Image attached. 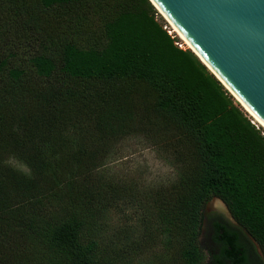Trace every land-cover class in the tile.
Returning <instances> with one entry per match:
<instances>
[{
    "label": "trees",
    "instance_id": "trees-1",
    "mask_svg": "<svg viewBox=\"0 0 264 264\" xmlns=\"http://www.w3.org/2000/svg\"><path fill=\"white\" fill-rule=\"evenodd\" d=\"M179 43L150 0H0V222L24 209L17 226L29 241L26 252L0 246V264H108L96 229L106 193L77 179L92 178L98 139L151 123L194 161L161 197L187 264H209L200 233L213 197L264 252V130ZM10 155L32 176L7 165ZM49 195L65 198L64 214H42ZM220 227L225 255L250 264L247 243Z\"/></svg>",
    "mask_w": 264,
    "mask_h": 264
},
{
    "label": "rangeland",
    "instance_id": "rangeland-1",
    "mask_svg": "<svg viewBox=\"0 0 264 264\" xmlns=\"http://www.w3.org/2000/svg\"><path fill=\"white\" fill-rule=\"evenodd\" d=\"M160 16L169 32L179 37V46L189 48L168 20L161 13ZM26 51L27 48L22 50V57ZM94 155L92 178L79 177L77 180L107 196L108 203L96 226L103 259L108 264H187L183 256L180 221L168 213L161 199L164 194L176 192L190 176L194 161L187 149L160 125L151 123L142 124L136 131L119 139H98L94 143ZM6 163L28 176L33 174L30 165L18 156H8ZM64 204V197L49 195L38 204V208L43 215L59 216L64 214ZM23 210L16 208L3 213L0 226L6 236L0 241L2 248L18 252H26L29 248V241L17 226L24 217ZM219 211L234 224L237 222L220 198L213 197L206 203L200 233L206 261L211 246L206 239L208 221ZM237 225L250 241L255 242L243 226ZM248 246L254 257L258 256L264 262L261 246L256 243Z\"/></svg>",
    "mask_w": 264,
    "mask_h": 264
},
{
    "label": "water",
    "instance_id": "water-1",
    "mask_svg": "<svg viewBox=\"0 0 264 264\" xmlns=\"http://www.w3.org/2000/svg\"><path fill=\"white\" fill-rule=\"evenodd\" d=\"M264 129V0H150Z\"/></svg>",
    "mask_w": 264,
    "mask_h": 264
},
{
    "label": "flooded vegetation",
    "instance_id": "flooded-vegetation-1",
    "mask_svg": "<svg viewBox=\"0 0 264 264\" xmlns=\"http://www.w3.org/2000/svg\"><path fill=\"white\" fill-rule=\"evenodd\" d=\"M220 212V211H219ZM216 212L214 213V215H212V217H210V220L208 221L209 223V232L207 234V240L209 241V244L211 246L208 247V254H209V258H208V262L209 264H216L215 262H217V260L219 259V257H223L224 256V260L226 261V264H233V260L230 259L228 257V255H225L224 252V247H225V229H221L220 226L223 227H227L231 230H234L238 233L239 235V239L240 242L243 244L247 243V247L250 251V248L248 245H254V243H256L257 245H259V243L255 240L254 237H252L250 234V237L255 241L252 242L249 240V238L243 233L242 229L239 227V225H237L239 222H232L230 220V218L228 219V217H226V215H224L222 212ZM231 217L234 218V216L232 215L231 211L229 210ZM249 259L248 262L250 264H254L255 261L253 262V260L255 259L254 254L253 253H249ZM251 257V258H250Z\"/></svg>",
    "mask_w": 264,
    "mask_h": 264
},
{
    "label": "bare ground",
    "instance_id": "bare-ground-1",
    "mask_svg": "<svg viewBox=\"0 0 264 264\" xmlns=\"http://www.w3.org/2000/svg\"><path fill=\"white\" fill-rule=\"evenodd\" d=\"M171 24V23H170ZM173 30L177 32V30L172 26ZM178 33V32H177ZM179 34V33H178ZM180 35V34H179ZM180 37L182 38V36L180 35ZM183 39V38H182ZM184 40V39H183ZM184 42L188 45V43L184 40ZM188 47H190L188 45ZM255 120V119H254ZM256 123H258L256 120H255ZM259 124V123H258ZM260 125V124H259ZM261 126V125H260Z\"/></svg>",
    "mask_w": 264,
    "mask_h": 264
}]
</instances>
